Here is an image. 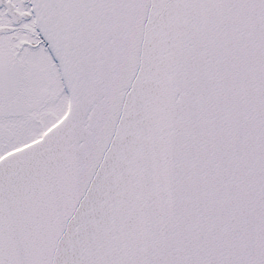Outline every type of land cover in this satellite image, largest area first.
I'll return each instance as SVG.
<instances>
[{
  "label": "snow or ice",
  "instance_id": "1",
  "mask_svg": "<svg viewBox=\"0 0 264 264\" xmlns=\"http://www.w3.org/2000/svg\"><path fill=\"white\" fill-rule=\"evenodd\" d=\"M0 264H264V0H0Z\"/></svg>",
  "mask_w": 264,
  "mask_h": 264
}]
</instances>
